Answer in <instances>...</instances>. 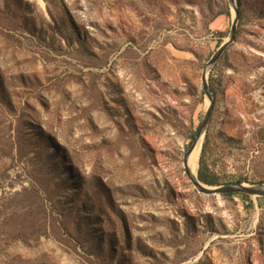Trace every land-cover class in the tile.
Wrapping results in <instances>:
<instances>
[{"label":"rangeland","instance_id":"1","mask_svg":"<svg viewBox=\"0 0 264 264\" xmlns=\"http://www.w3.org/2000/svg\"><path fill=\"white\" fill-rule=\"evenodd\" d=\"M235 6L197 171L258 187L264 0ZM234 17L228 0H0V264H264V197L202 194L183 165Z\"/></svg>","mask_w":264,"mask_h":264},{"label":"water","instance_id":"2","mask_svg":"<svg viewBox=\"0 0 264 264\" xmlns=\"http://www.w3.org/2000/svg\"><path fill=\"white\" fill-rule=\"evenodd\" d=\"M228 1L231 5L233 11H234L235 17H234V20L232 22L231 32H230L229 38L218 48L216 53L208 61L207 66L204 69L203 74H202V88H203L205 96L207 97V99L209 101V106L206 110L205 117H204V119L200 125L196 140L191 145V147L187 150V152L184 154V158H183L184 171H185V174L187 175V177L189 178L190 182L192 183V185L196 188V190L202 194H205V195L242 194V195H247V196H251V197H264V186L249 187V186H246V185L241 184V183H234V184H228V185H224V186L208 187L207 185H204L203 183H201L198 180V177H196V179L191 177L190 170L188 168L187 161H186L187 157L192 152V150L194 148V144L196 143V141L200 138L201 139L203 138L206 126L208 124V121H209L210 116H211V112L213 110L214 102H213V99H212V96L210 93V89L208 86V82H207L208 70L212 66H214V64H216V62L220 59V57L226 51L228 46L233 43L234 37L236 34V24H237L238 17H239L238 11H237L236 6H235L236 1L235 0H228Z\"/></svg>","mask_w":264,"mask_h":264},{"label":"trees","instance_id":"3","mask_svg":"<svg viewBox=\"0 0 264 264\" xmlns=\"http://www.w3.org/2000/svg\"><path fill=\"white\" fill-rule=\"evenodd\" d=\"M236 1L239 4V0H236ZM205 150H206V143H204V146L202 148V156L203 154H205L206 152ZM197 177H198V180L204 185H207L210 187L219 186L218 177L208 170V167L205 165L202 158L200 159L199 168L197 171ZM239 183H241V181H239ZM242 196L246 199L248 198L246 195H242Z\"/></svg>","mask_w":264,"mask_h":264},{"label":"bare ground","instance_id":"4","mask_svg":"<svg viewBox=\"0 0 264 264\" xmlns=\"http://www.w3.org/2000/svg\"><path fill=\"white\" fill-rule=\"evenodd\" d=\"M201 145H202V139L200 138L194 144V148L186 160L188 168L190 170V175L194 179H196V171H197V167H198L197 162H198V157H199Z\"/></svg>","mask_w":264,"mask_h":264}]
</instances>
